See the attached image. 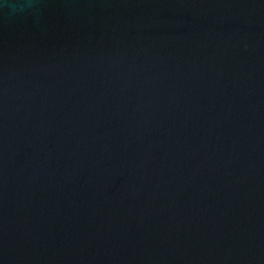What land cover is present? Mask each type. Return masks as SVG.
Masks as SVG:
<instances>
[{
	"label": "water",
	"instance_id": "95a60500",
	"mask_svg": "<svg viewBox=\"0 0 264 264\" xmlns=\"http://www.w3.org/2000/svg\"><path fill=\"white\" fill-rule=\"evenodd\" d=\"M0 264H264V0H0Z\"/></svg>",
	"mask_w": 264,
	"mask_h": 264
}]
</instances>
